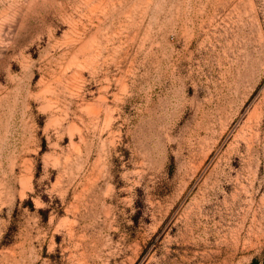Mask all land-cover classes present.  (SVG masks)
Here are the masks:
<instances>
[{
	"label": "rangeland",
	"instance_id": "obj_1",
	"mask_svg": "<svg viewBox=\"0 0 264 264\" xmlns=\"http://www.w3.org/2000/svg\"><path fill=\"white\" fill-rule=\"evenodd\" d=\"M0 264H264V0H0Z\"/></svg>",
	"mask_w": 264,
	"mask_h": 264
}]
</instances>
